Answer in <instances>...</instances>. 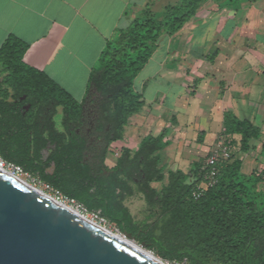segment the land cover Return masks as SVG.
<instances>
[{
  "label": "trees",
  "instance_id": "obj_1",
  "mask_svg": "<svg viewBox=\"0 0 264 264\" xmlns=\"http://www.w3.org/2000/svg\"><path fill=\"white\" fill-rule=\"evenodd\" d=\"M209 1L177 0L164 6L159 16L152 4L147 5L107 43L82 103L45 73L27 66L24 57L29 46L9 36L0 48V155L35 180L99 213L120 234H132L139 244L146 243L167 263L264 264V167L250 176L242 173L245 159L257 150L253 142L262 137L251 121L225 112L222 135L241 138L240 154L221 163L217 184L198 200L192 192L205 182L206 161L195 162L188 173L169 172L168 184L160 191L151 186L165 180L158 153L170 146L167 130L145 138L137 152L124 149L108 177L94 176L82 165L81 142L68 124L78 123L84 103L98 95L112 127V143L122 140L129 119L145 106L142 94L134 91L136 78L162 37L179 33ZM23 96L31 106L29 112L20 105ZM59 109L65 132L55 127ZM43 139L55 145L47 165H43ZM260 155L264 158V144ZM136 193L144 195L151 210H159L154 223H138L126 206L127 198Z\"/></svg>",
  "mask_w": 264,
  "mask_h": 264
},
{
  "label": "crops",
  "instance_id": "obj_2",
  "mask_svg": "<svg viewBox=\"0 0 264 264\" xmlns=\"http://www.w3.org/2000/svg\"><path fill=\"white\" fill-rule=\"evenodd\" d=\"M236 2L209 1L177 33L184 38L186 51L182 55L179 51L167 50L166 58L177 64L173 67L161 66L156 76L167 80L168 85H178L184 94L176 98L174 107L168 110L164 109L166 96L162 101L157 100L155 111L173 112L172 117H166V113L154 116V108H150L152 101L145 98L149 87L146 81L143 91L139 92L145 106L130 118L134 119L133 125L143 122L153 137L167 130V139L179 141L178 150L185 151L188 123L180 125L178 116L181 113L178 110L182 108L186 113L190 109L196 111L198 115L194 116V121L199 122L197 131L200 133L196 139L197 153L209 150L220 136L225 140L240 141L239 136L222 135L227 111L233 112L240 120L251 121L264 136V0ZM149 4L154 9L159 5L163 8L169 2L0 0V48L9 36L27 44L29 49L24 57L25 64L45 73L82 103L87 96L91 75L107 43L115 38L118 30L127 28L138 16L139 6L144 8ZM166 37L160 40L157 52ZM197 46L205 50L200 55H193ZM164 118L169 121L165 122ZM213 125L222 128L221 131H212ZM117 143L121 145L115 154L120 155L124 149L137 152L141 145L125 134ZM262 144L264 142L255 145L257 150L251 151L245 159L242 169L245 176L263 167H258L263 161L260 157ZM116 164L115 156L114 163H109V166L114 168ZM166 177L168 174H165V180ZM165 180L160 183L163 187L168 184ZM153 184L159 182H153L152 188Z\"/></svg>",
  "mask_w": 264,
  "mask_h": 264
},
{
  "label": "water",
  "instance_id": "obj_3",
  "mask_svg": "<svg viewBox=\"0 0 264 264\" xmlns=\"http://www.w3.org/2000/svg\"><path fill=\"white\" fill-rule=\"evenodd\" d=\"M0 264L158 263L0 169Z\"/></svg>",
  "mask_w": 264,
  "mask_h": 264
},
{
  "label": "rangeland",
  "instance_id": "obj_4",
  "mask_svg": "<svg viewBox=\"0 0 264 264\" xmlns=\"http://www.w3.org/2000/svg\"><path fill=\"white\" fill-rule=\"evenodd\" d=\"M163 1V0H162ZM168 1L169 3H175L177 0H164ZM228 0H225V2ZM231 2H236V0H230ZM138 11L141 13L145 7H138ZM162 5H159L158 7L154 8L153 11L156 13L158 16L161 15L162 13ZM117 37V34L115 38L112 40L114 41ZM183 37L180 35H173V36H167L165 41L162 42L161 49L157 52L154 53L152 59L150 62L147 64V66L143 69V71L138 75V77L135 80L134 84V91L136 93L142 92L143 91V85L146 81L149 83V87L146 91L145 98L147 100H151L152 104L150 108H154L153 115L154 116H162L166 113V117L168 116H173V112H165V110H162L161 112H156L155 109L157 108V100L162 101V98L164 96L167 97L166 103H165V108L164 109H172L175 105V99L182 96L183 89H181L178 85L173 86L168 85L167 80H163L160 78H157L156 74L158 71H160L161 66L165 67H173L176 65V62H172L171 59H167L166 57L168 56L167 50L170 52L174 51H179L182 55H184V51H186V48L184 47V41ZM203 47L197 46V48L193 49V55H200L201 53L204 52ZM181 55V56H182ZM99 69V60L95 66V70ZM166 72V71H164ZM183 93V94H182ZM185 96L190 97L188 94ZM191 100L193 101L194 99L191 97ZM163 106V104H161ZM149 107V106H148ZM181 114L178 116L179 122L181 123L180 125L183 126L182 124L188 123V142L186 143L187 149L185 151H180L178 150L179 148V141H169L170 146L161 150L158 154L161 157V168L163 169V172L167 175L169 172H173L176 170H180L184 173H188L192 170L194 167L195 162L199 163H204L206 161V158L208 156V153L210 150L212 151L217 143L220 140L226 141L228 146L231 149V154L233 155H239L240 154V141H235L221 138V136L218 138L217 143H214L209 150L202 152V153H197L195 151L196 149V139L200 137L199 131H197V125L199 122H195L194 116L197 114L196 111H192L191 109L189 112H184V109L178 110ZM186 114V115H184ZM178 114H176L177 116ZM198 115V114H197ZM196 115V116H197ZM245 118V117H243ZM170 119V118H169ZM55 122L57 124L58 128H61V113H59L55 117ZM134 119H130L128 124L124 127V134L126 136L134 138L136 141H139L141 144L145 138L150 136V129L148 128L147 125H144L143 122L139 123V125H133ZM165 122L169 121L167 118L163 119ZM222 128L217 127L215 125L212 126V131H221ZM177 134V133H176ZM118 142V141H117ZM115 142L112 145V153L110 154V157L108 159L110 164H113L115 161V151L117 150V147H119L121 144ZM264 142V136L261 137V141H254V145H259ZM199 155H197V154ZM260 157H262L260 155ZM263 161H261L258 165V167H264V158L262 157ZM29 183L35 185L37 188L45 191L46 193L52 195V193L47 190L41 183L38 181L34 180L33 178L26 179ZM168 181V177H166L165 184ZM153 187L156 188L158 191L161 190L163 187L162 184H153ZM264 200V199H263ZM126 206L130 209L132 215L134 216L135 220L140 223V224H146V223H154L155 220L157 219L159 215V210H151L150 207L148 206L144 196L140 193H136L133 197L128 198L126 200ZM108 229L112 230L115 233L120 234L119 230L112 226H107ZM124 235V234H122ZM153 252V251H152ZM154 253V252H153ZM155 254V253H154ZM156 255V254H155ZM159 257V256H158ZM169 263V262H168ZM170 264H175V263H170Z\"/></svg>",
  "mask_w": 264,
  "mask_h": 264
},
{
  "label": "flooded vegetation",
  "instance_id": "obj_5",
  "mask_svg": "<svg viewBox=\"0 0 264 264\" xmlns=\"http://www.w3.org/2000/svg\"><path fill=\"white\" fill-rule=\"evenodd\" d=\"M26 100V96L21 97L20 105L25 112H29L31 106L26 102ZM103 109L104 106L101 98L98 95H93L84 103L80 121L78 123L69 122L68 124L70 125V129L75 132V136L79 138L78 141L81 142L82 165L85 168H88L89 172L94 176L106 174L109 177L110 175L107 173L117 166L121 155L116 154L117 164L114 168H111L109 166L108 159L112 153L113 143L111 138L113 136V132L111 124L108 120V114ZM59 113H61V128L57 127V124L54 120L55 127L59 132H65L66 127L62 121L63 113L61 109L58 110L57 115ZM44 128H46V124L43 121V129ZM54 150L55 145H51L50 143L46 144V139H43V165H47L50 154ZM47 171L52 172L53 165L48 167Z\"/></svg>",
  "mask_w": 264,
  "mask_h": 264
},
{
  "label": "built area",
  "instance_id": "obj_6",
  "mask_svg": "<svg viewBox=\"0 0 264 264\" xmlns=\"http://www.w3.org/2000/svg\"><path fill=\"white\" fill-rule=\"evenodd\" d=\"M230 157H231L230 147L228 146L226 141L220 140L206 158L205 182L197 186V188L193 190L192 198L194 200H198L202 198L206 194L209 188H212L217 184L220 165L223 161L228 160ZM0 169L8 174H12L13 176L24 180L33 178L29 173L25 172L23 168L13 163L7 162L1 155H0ZM41 184L52 193V196L55 198V200L58 203L77 209L84 218L99 226H104V227L110 226L108 220L105 219L103 216H101L99 213L90 212L84 206L79 204L75 199L65 196L61 192L51 188L48 185H45L43 183ZM175 264H186V263H175Z\"/></svg>",
  "mask_w": 264,
  "mask_h": 264
},
{
  "label": "bare ground",
  "instance_id": "obj_7",
  "mask_svg": "<svg viewBox=\"0 0 264 264\" xmlns=\"http://www.w3.org/2000/svg\"><path fill=\"white\" fill-rule=\"evenodd\" d=\"M10 175H12V174H10ZM12 176H13V175H12ZM13 177H15V176H13ZM15 178H17L18 180H20V182H21L22 184H24V186L30 188L31 190H34V191L38 192V193L41 194V195H44L45 197H47V198L50 199V200H54V201H56L55 198H54L52 195H50V194L46 193L45 191H43V190L37 188L35 185L29 183L27 180H24V179H21V178H18V177H15ZM56 202H57V201H56ZM60 204H61V203H60ZM61 205H62L64 208H66L67 210H69L70 212H72L73 214L78 215V216H80V217H83V216L81 215V213H80L77 209H75V208H73V207H70V206L63 205V204H61ZM85 219H86V218H85ZM100 227H101V228L105 231V233H107L108 235H110V236L116 238V239L119 240L120 242L126 244L127 246L131 247L132 249L136 250L137 252L141 253L142 255L148 257L149 259L153 260L154 262H156V263H158V264H170V263H167V262L163 261L160 257H158L157 255H155L153 252L148 251V250H146L145 248L141 247V246H140L138 243H136L135 241L129 240V239H128L127 237H125L124 235H122V234H118V233H115V232H113L112 230L108 229V227H104V226H100Z\"/></svg>",
  "mask_w": 264,
  "mask_h": 264
}]
</instances>
